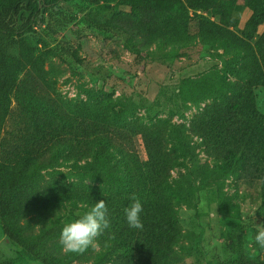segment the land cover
I'll return each instance as SVG.
<instances>
[{
	"label": "rangeland",
	"instance_id": "374dc122",
	"mask_svg": "<svg viewBox=\"0 0 264 264\" xmlns=\"http://www.w3.org/2000/svg\"><path fill=\"white\" fill-rule=\"evenodd\" d=\"M12 1L0 0V6ZM101 3L111 8L102 10L91 0H62L55 9L41 6L46 23L29 34V43L38 53H49L46 68L59 76L53 78L51 90L40 92L37 122L51 127L57 135L71 134L72 127L80 131L86 121L94 123L98 118L116 129H159L178 153L168 184L181 188L183 195L181 200L171 199L178 239L168 264H239L241 258L264 264V249L254 239L257 226H263L257 184L226 173V166L207 155L202 139L193 130L198 115L218 105H229L238 97L240 85L251 82L247 60L249 52L259 55L263 50L259 45L264 42V20L254 28L252 38L246 33L251 31L248 23L259 0H218L207 10L190 9L186 26L168 24L167 29L171 39L186 33L191 43L143 46L140 36L139 54L126 45L128 35L124 32L103 34L90 24L128 14V9L119 6L121 0ZM200 19L209 25V39L198 36ZM220 28L223 36L217 38ZM253 62L255 75L264 76V66ZM26 72L24 67L19 74ZM203 79L206 82L200 90L193 81ZM250 86L251 101L264 114V78ZM18 104L13 98L10 120L2 132L8 138L18 126ZM50 104L58 108L57 113L50 110ZM93 113L97 118L91 116ZM135 144L144 156L140 136L135 137ZM87 147L84 141L80 150ZM80 157L71 148L64 149L58 164L43 172L48 194L81 185L106 189L86 172L91 158ZM91 207L80 200L70 203L68 222ZM97 242L98 249L89 248L77 264L92 261L101 251L100 237ZM5 248L12 251L7 257L23 264H41L20 256L19 248L7 240L0 226V251L4 253ZM126 259L125 264H133L132 259ZM121 261L123 258L117 256L110 264Z\"/></svg>",
	"mask_w": 264,
	"mask_h": 264
},
{
	"label": "trees",
	"instance_id": "16d2710c",
	"mask_svg": "<svg viewBox=\"0 0 264 264\" xmlns=\"http://www.w3.org/2000/svg\"><path fill=\"white\" fill-rule=\"evenodd\" d=\"M62 0H13L0 6V226L7 240L19 248V255L41 264H77L81 256L65 253L59 243L63 226L71 213L69 204L78 200L94 206L104 200L108 208L110 228L100 236L101 251L84 264H110L119 256L132 259L133 264H168L174 257L173 247L178 233L174 229L175 215L171 199H182V189L168 184L178 162V153L167 143L159 129L133 127L116 129L100 118L86 121L85 127L71 134L57 135L37 122L36 107L40 92L52 89L55 73L46 68L48 52L38 53L29 43V34L45 25L41 6L55 9ZM218 0H121L119 6L128 14L119 13L90 23L103 34L119 30L128 35L126 45L139 54V42L144 45H187L191 38L183 33L171 39L167 25L186 26L188 12L207 10ZM91 3L102 10L110 5L101 0ZM47 11V9H46ZM53 11V10H52ZM88 20V19H87ZM131 23L126 25L124 21ZM183 24L179 22L183 21ZM264 20V0H259L255 14L248 23L246 36L252 38L254 28ZM209 25L200 19L198 36L209 39ZM136 29V30H135ZM223 36V29H218ZM169 33V34H168ZM142 39H139V37ZM196 38V37H193ZM216 39V38H214ZM259 55L249 52L247 75L251 82L243 83L239 95L229 105L207 109L193 125L202 139L208 156L226 166V173L237 174L257 184L261 204L258 214L264 226V114L251 101L252 83L262 82L255 75L254 60L264 66V42ZM27 72L20 76L23 68ZM205 79L193 81L204 89ZM208 84V83H207ZM17 106L18 126L12 137L2 135L12 113V99ZM53 113L58 108L49 105ZM92 117L97 116L93 113ZM52 122L54 121L51 118ZM106 125V126H105ZM140 136L144 156L137 151L135 137ZM88 145L80 150L83 142ZM71 148L80 158H91L86 172L104 188L81 185L48 194L44 171L55 167L64 149ZM136 194L143 204V229L130 228L124 209ZM25 198L26 200H23ZM49 199H51L49 201ZM79 218V217H77ZM114 236V239L111 237ZM136 242V245L133 242ZM107 245V246H105ZM140 255L139 257H137ZM122 264H125V261ZM134 261V262H133ZM0 264H23L0 251ZM83 264V263H82ZM239 264H256L244 258Z\"/></svg>",
	"mask_w": 264,
	"mask_h": 264
},
{
	"label": "clouds",
	"instance_id": "9594fccd",
	"mask_svg": "<svg viewBox=\"0 0 264 264\" xmlns=\"http://www.w3.org/2000/svg\"><path fill=\"white\" fill-rule=\"evenodd\" d=\"M130 200L132 203L123 210L127 224L130 228L142 230L143 223L140 214L143 212V204L136 194H132ZM107 216L108 208L106 202L102 199L79 218L66 223L59 238L63 251L65 253L82 254L89 248L98 249L97 238L110 228V221ZM111 238L114 239V236ZM254 239L259 247L264 249V226H257ZM4 254L11 256L12 251L5 248Z\"/></svg>",
	"mask_w": 264,
	"mask_h": 264
}]
</instances>
